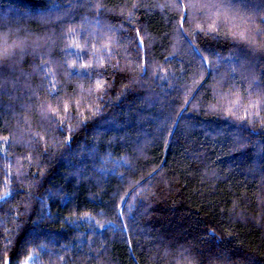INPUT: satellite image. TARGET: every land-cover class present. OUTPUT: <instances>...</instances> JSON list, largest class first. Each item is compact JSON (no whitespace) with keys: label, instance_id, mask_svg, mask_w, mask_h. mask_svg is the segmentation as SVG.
I'll use <instances>...</instances> for the list:
<instances>
[{"label":"trees","instance_id":"obj_1","mask_svg":"<svg viewBox=\"0 0 264 264\" xmlns=\"http://www.w3.org/2000/svg\"><path fill=\"white\" fill-rule=\"evenodd\" d=\"M0 264H264V0H0Z\"/></svg>","mask_w":264,"mask_h":264},{"label":"snow or ice","instance_id":"obj_2","mask_svg":"<svg viewBox=\"0 0 264 264\" xmlns=\"http://www.w3.org/2000/svg\"><path fill=\"white\" fill-rule=\"evenodd\" d=\"M2 54H4V55H8V54H9V53H8V47H5V48L3 49ZM30 259H31V258H30Z\"/></svg>","mask_w":264,"mask_h":264}]
</instances>
